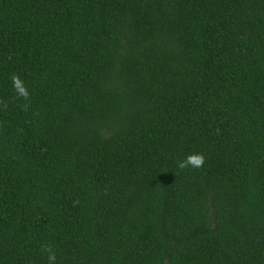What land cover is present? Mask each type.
<instances>
[{
  "label": "trees",
  "instance_id": "1",
  "mask_svg": "<svg viewBox=\"0 0 264 264\" xmlns=\"http://www.w3.org/2000/svg\"><path fill=\"white\" fill-rule=\"evenodd\" d=\"M46 247L264 264V0H0V264Z\"/></svg>",
  "mask_w": 264,
  "mask_h": 264
},
{
  "label": "clouds",
  "instance_id": "2",
  "mask_svg": "<svg viewBox=\"0 0 264 264\" xmlns=\"http://www.w3.org/2000/svg\"><path fill=\"white\" fill-rule=\"evenodd\" d=\"M13 87L16 90V93L19 97L24 98L25 100L29 99V90L24 85V82L20 79L19 76L12 77ZM205 158L202 153H193L188 155L184 160L179 161L177 167L179 169H184L191 166L192 168H200L204 165ZM45 251L48 252V264H56V255L50 247H46Z\"/></svg>",
  "mask_w": 264,
  "mask_h": 264
}]
</instances>
